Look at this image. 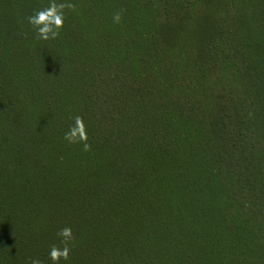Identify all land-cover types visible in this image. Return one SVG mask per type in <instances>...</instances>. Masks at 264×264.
Returning <instances> with one entry per match:
<instances>
[{
	"label": "trees",
	"instance_id": "1",
	"mask_svg": "<svg viewBox=\"0 0 264 264\" xmlns=\"http://www.w3.org/2000/svg\"><path fill=\"white\" fill-rule=\"evenodd\" d=\"M71 2L0 0V264H264V0Z\"/></svg>",
	"mask_w": 264,
	"mask_h": 264
},
{
	"label": "clouds",
	"instance_id": "2",
	"mask_svg": "<svg viewBox=\"0 0 264 264\" xmlns=\"http://www.w3.org/2000/svg\"><path fill=\"white\" fill-rule=\"evenodd\" d=\"M75 11L76 5L67 0V2H58V0H47V4L41 8L35 9L31 15L26 17L28 24L35 33V38L39 41H54L60 37L66 20V11ZM122 16V10L113 14V22L119 23ZM63 139L68 144H79L82 150L87 152L91 145L88 143V130L83 117L76 115L73 123L69 125L68 130L64 132ZM56 237L60 245L52 244L48 250V259L51 264H67L70 258V242L74 240L71 227H62L56 232ZM31 264H42L39 259H32Z\"/></svg>",
	"mask_w": 264,
	"mask_h": 264
}]
</instances>
